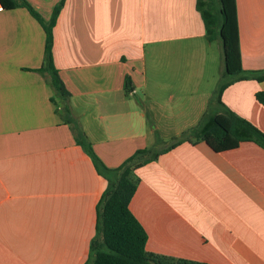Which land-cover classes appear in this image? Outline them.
I'll use <instances>...</instances> for the list:
<instances>
[{
  "label": "crops",
  "instance_id": "crops-1",
  "mask_svg": "<svg viewBox=\"0 0 264 264\" xmlns=\"http://www.w3.org/2000/svg\"><path fill=\"white\" fill-rule=\"evenodd\" d=\"M49 21L62 0H26ZM53 55L73 115L109 168L161 150L195 127L223 77L199 0H63ZM241 63L264 70V0H237ZM45 30L0 4V264H85L108 186L37 71ZM222 54V57H221ZM133 81L126 94L125 78ZM264 80L241 79L223 103L264 132ZM130 209L147 250L209 264H264V148L214 151L183 141L136 171Z\"/></svg>",
  "mask_w": 264,
  "mask_h": 264
},
{
  "label": "trees",
  "instance_id": "trees-1",
  "mask_svg": "<svg viewBox=\"0 0 264 264\" xmlns=\"http://www.w3.org/2000/svg\"><path fill=\"white\" fill-rule=\"evenodd\" d=\"M0 3L5 9L24 6L42 24L46 35L45 56L43 65L37 71L47 77L48 83L55 92L52 101L57 105V112L63 122L70 125L73 130L76 142L91 157L98 172L108 180V186L97 205L96 235L90 245L91 257L85 264H209L148 251L147 231L131 211L130 201L139 184L137 169L157 160L163 153L183 141L193 143L204 141L216 152L237 148L244 141H253L264 148V132L222 101V93L228 85L248 78L264 80V70L243 69L237 0H199L198 2L205 22L207 39L219 40L222 45L223 77L228 80L219 84L211 98V103L222 105L223 110L208 109L195 127L183 132L169 146L161 150L139 149L117 168H109L103 162L85 131L76 121L69 104L71 93L66 89L55 65L53 29L64 1L62 0L54 8L49 21H45L26 0H0ZM124 87L127 95L133 92L134 86L130 76H126ZM257 99L264 104V91L257 93Z\"/></svg>",
  "mask_w": 264,
  "mask_h": 264
},
{
  "label": "rangeland",
  "instance_id": "rangeland-1",
  "mask_svg": "<svg viewBox=\"0 0 264 264\" xmlns=\"http://www.w3.org/2000/svg\"><path fill=\"white\" fill-rule=\"evenodd\" d=\"M222 50V49H221ZM221 57H222V54H221Z\"/></svg>",
  "mask_w": 264,
  "mask_h": 264
},
{
  "label": "built area",
  "instance_id": "built-area-1",
  "mask_svg": "<svg viewBox=\"0 0 264 264\" xmlns=\"http://www.w3.org/2000/svg\"><path fill=\"white\" fill-rule=\"evenodd\" d=\"M1 4V3H0Z\"/></svg>",
  "mask_w": 264,
  "mask_h": 264
}]
</instances>
